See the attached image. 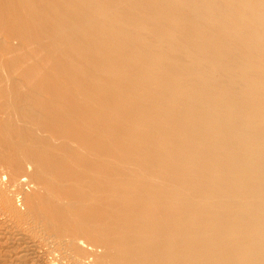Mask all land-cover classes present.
<instances>
[{"label":"bare ground","instance_id":"1","mask_svg":"<svg viewBox=\"0 0 264 264\" xmlns=\"http://www.w3.org/2000/svg\"><path fill=\"white\" fill-rule=\"evenodd\" d=\"M0 264H264V0H0Z\"/></svg>","mask_w":264,"mask_h":264}]
</instances>
